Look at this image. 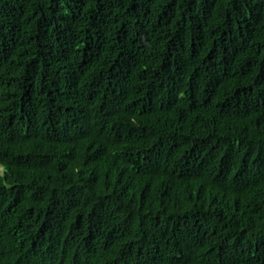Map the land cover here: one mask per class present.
<instances>
[{
    "label": "trees",
    "instance_id": "16d2710c",
    "mask_svg": "<svg viewBox=\"0 0 264 264\" xmlns=\"http://www.w3.org/2000/svg\"><path fill=\"white\" fill-rule=\"evenodd\" d=\"M0 264H264V0H0Z\"/></svg>",
    "mask_w": 264,
    "mask_h": 264
}]
</instances>
